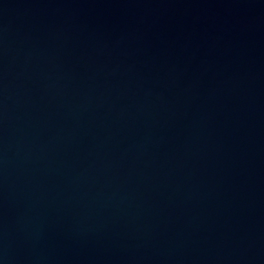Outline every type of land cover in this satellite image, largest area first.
I'll list each match as a JSON object with an SVG mask.
<instances>
[{"label":"water","instance_id":"95a60500","mask_svg":"<svg viewBox=\"0 0 264 264\" xmlns=\"http://www.w3.org/2000/svg\"><path fill=\"white\" fill-rule=\"evenodd\" d=\"M0 264H264V0H0Z\"/></svg>","mask_w":264,"mask_h":264}]
</instances>
